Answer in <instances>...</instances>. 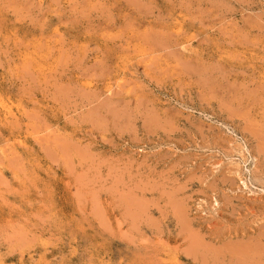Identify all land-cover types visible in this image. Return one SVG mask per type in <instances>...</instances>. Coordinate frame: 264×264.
Returning a JSON list of instances; mask_svg holds the SVG:
<instances>
[{"label":"rangeland","instance_id":"1","mask_svg":"<svg viewBox=\"0 0 264 264\" xmlns=\"http://www.w3.org/2000/svg\"><path fill=\"white\" fill-rule=\"evenodd\" d=\"M242 263L264 0H0V264Z\"/></svg>","mask_w":264,"mask_h":264},{"label":"bare ground","instance_id":"2","mask_svg":"<svg viewBox=\"0 0 264 264\" xmlns=\"http://www.w3.org/2000/svg\"><path fill=\"white\" fill-rule=\"evenodd\" d=\"M258 84H259V83H258ZM178 210H179V209H178ZM177 217H178V216H177ZM187 231H188V230H187ZM195 237H196V236H195ZM242 244H243V243H242ZM249 244H250V243H249ZM196 245H197V244H196ZM260 247H261V246H260ZM203 249H204V248H203ZM238 249H239V248H238ZM262 249H263V248H262ZM194 250H195V249H194ZM194 250H193V251H194ZM240 250H241V247H240ZM240 250H239V251H240ZM191 251H192V250H191ZM211 251H212V250H211ZM239 251H238V252H239ZM248 251H249V250H248ZM188 252H189V251H188ZM232 252H233V251H232ZM238 252H237V253H238ZM261 252H262V251H261ZM190 253H191V252H190ZM243 253H244V250H243ZM188 254H189V253H188ZM232 254H233V253H232ZM244 254H245V253H244ZM197 256H198V255H197ZM243 258H245L244 255H243ZM230 260H231V259H230ZM242 262H243V261H242ZM242 264H243V263H242ZM249 264H250V263H249Z\"/></svg>","mask_w":264,"mask_h":264}]
</instances>
